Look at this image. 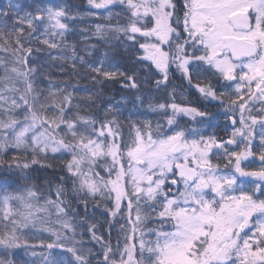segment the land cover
I'll return each instance as SVG.
<instances>
[{"label":"snow or ice","instance_id":"obj_1","mask_svg":"<svg viewBox=\"0 0 264 264\" xmlns=\"http://www.w3.org/2000/svg\"><path fill=\"white\" fill-rule=\"evenodd\" d=\"M86 2H0V264H264V0Z\"/></svg>","mask_w":264,"mask_h":264},{"label":"trees","instance_id":"obj_2","mask_svg":"<svg viewBox=\"0 0 264 264\" xmlns=\"http://www.w3.org/2000/svg\"><path fill=\"white\" fill-rule=\"evenodd\" d=\"M0 2H5L6 3V0H0ZM67 3L69 5H71V6H73L74 9L78 8L81 11H83L86 8H88L86 0H67ZM78 39H79L78 37H73L74 42L77 41ZM4 56H6L5 53H0V57H4ZM69 71H70V68L67 71L63 72V73L53 70L52 75L55 76V77H64V76L68 75ZM68 82L69 83H76V80L72 79V80H70ZM176 83L178 84L179 81L177 80ZM77 86L80 87V88H85V87L91 88L92 87V83L90 81H88L86 78H81V79H79V82H78ZM213 111L215 112L216 109H214ZM217 134L220 135V136H225L226 135V133H224L222 130H219V129L217 130ZM215 162L216 161H214V163ZM219 162L221 164H223L224 161H223V159H221ZM44 235L46 236L47 234H44ZM115 238H116V233L114 231L113 232V240L114 241H115Z\"/></svg>","mask_w":264,"mask_h":264},{"label":"rangeland","instance_id":"obj_3","mask_svg":"<svg viewBox=\"0 0 264 264\" xmlns=\"http://www.w3.org/2000/svg\"><path fill=\"white\" fill-rule=\"evenodd\" d=\"M93 42H95V41H93Z\"/></svg>","mask_w":264,"mask_h":264},{"label":"flooded vegetation","instance_id":"obj_4","mask_svg":"<svg viewBox=\"0 0 264 264\" xmlns=\"http://www.w3.org/2000/svg\"><path fill=\"white\" fill-rule=\"evenodd\" d=\"M214 110V109H213Z\"/></svg>","mask_w":264,"mask_h":264}]
</instances>
